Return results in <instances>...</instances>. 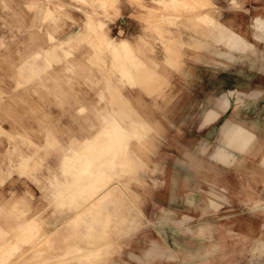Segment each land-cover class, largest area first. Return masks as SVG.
Instances as JSON below:
<instances>
[{
    "label": "rangeland",
    "instance_id": "rangeland-1",
    "mask_svg": "<svg viewBox=\"0 0 264 264\" xmlns=\"http://www.w3.org/2000/svg\"><path fill=\"white\" fill-rule=\"evenodd\" d=\"M130 1L147 9L144 0ZM156 1L159 12L170 13L174 22L157 16L142 18L164 55L157 46H132L130 52L141 63L130 68L133 80L121 81L120 60L127 57V50L117 49L121 59L114 66L115 50L106 40V35L127 37L125 30L115 27L121 13L119 0H0V264H100L116 247L125 245L133 230L162 224L158 219L163 196L152 195L163 182L161 176H166L164 160H173L166 153L168 147L180 144L169 136L171 106L164 104L171 80L179 75L170 71L179 68L180 44L171 28H177L183 17L196 18L206 26L211 17L197 14L212 16L213 8L210 0H197L195 6L187 0ZM97 35L103 36L100 42ZM83 101L86 109L76 106L84 109L80 114L74 106ZM97 105L102 109L96 115L91 109ZM131 106L151 124L150 135L144 137L147 129L139 130L136 122L122 121L127 128L123 141L109 149L100 145L89 150L94 156L91 171L60 169L67 143L80 146L79 137L101 133L90 132L93 118L101 117V123L106 116L131 118L130 111L122 110ZM72 174L81 176L79 180L88 177L86 185L81 186ZM71 175L76 181L73 187L67 186ZM113 187L118 193L124 190L117 203L128 218L116 213L108 224L105 215L98 226L81 227L78 214L99 204ZM69 191L88 199L68 215L63 205L74 204L76 196L64 203L57 200ZM258 198L246 207L255 217L246 220L252 231L234 234L237 243L246 241L236 248L243 264H264V201ZM129 201L139 210L134 215L126 204ZM225 208L242 209L226 206L218 213L224 215Z\"/></svg>",
    "mask_w": 264,
    "mask_h": 264
},
{
    "label": "crops",
    "instance_id": "crops-1",
    "mask_svg": "<svg viewBox=\"0 0 264 264\" xmlns=\"http://www.w3.org/2000/svg\"><path fill=\"white\" fill-rule=\"evenodd\" d=\"M144 1L147 9L133 3L135 1L119 0L121 13L115 27L125 30L127 37L106 35L109 46L115 50L114 66L121 59L117 49L127 50V57L120 60L121 81L133 80L129 77L130 68L141 63L140 58L130 52L132 46H157V52L164 55L162 45L142 17L157 16L160 20L174 22L170 13L159 12L156 0ZM187 1L195 2L194 6L198 2ZM210 3L212 16L197 14L202 18L211 17L206 26L196 18L183 17L177 28H171L180 44L179 68L170 71L179 75L171 80L170 95L166 94L164 104L171 106L169 136L177 138L180 144L167 149L166 153H170L173 160H164L166 176L157 172L163 182L157 185L158 192L152 196H163L158 219L163 222L144 224L133 230L125 245L116 247L100 264H243L241 257L237 258L236 248L246 241L243 238L237 243L234 234L252 231L246 220L255 217L246 209L247 203L251 205L254 197L264 201V0H210ZM86 24H90L89 19ZM97 37L100 42L103 36ZM98 42L93 45L97 46ZM86 101L92 107L93 99ZM79 105L87 107L86 102H77L75 110ZM98 107L91 109L96 115L102 109ZM122 110L130 111L133 117H119L116 109L118 117L106 116L104 123L101 117L93 118L90 132L101 133L91 138L79 137L80 146L67 143L60 169H73L74 163L77 165L74 169L82 170L83 165L85 169L94 161L89 150L92 152L100 145L109 149L123 141L127 128L122 121L136 122L139 130L147 129L144 137L150 135L152 126L142 113L132 106ZM76 111L85 112L83 108ZM73 176L75 180L81 178ZM87 179L82 178L81 186L86 185ZM73 180L74 177H69L67 186L74 185ZM118 190L119 193L113 187L111 194L102 197L99 204L78 214L82 217L80 221L76 218L79 225L85 229L96 227L106 216L109 224L110 216L116 213L127 219V213H123L117 203L123 189ZM72 194L69 191L57 200L64 203L76 196L74 204L71 201V205H63L68 215L88 199L75 192ZM126 204L132 207L131 215L139 211L133 202ZM236 205L241 211L229 212L225 208L224 215L218 213L220 207ZM225 215L228 216L224 221ZM67 220L69 222L70 218Z\"/></svg>",
    "mask_w": 264,
    "mask_h": 264
},
{
    "label": "bare ground",
    "instance_id": "bare-ground-1",
    "mask_svg": "<svg viewBox=\"0 0 264 264\" xmlns=\"http://www.w3.org/2000/svg\"><path fill=\"white\" fill-rule=\"evenodd\" d=\"M238 6V5H237ZM98 138V137H97ZM89 141V140H88ZM91 144V146L93 145L92 143H90ZM123 157V156H122ZM92 159V158H91ZM75 165H74V167L75 166H77L76 165V163H74ZM87 165V164H86ZM85 165V166H86ZM79 166H80V164H79ZM78 166V167H79ZM84 166V165H83ZM82 166V168L84 169V167ZM90 166H92V164L90 165V164H88L86 167H85V170H89V168H90ZM93 168V167H92ZM74 169V168H73ZM75 171H80V169H78V168H76V169H74ZM92 169H90L89 171H91ZM81 172V171H80ZM79 172V173H80ZM83 173H85L84 171H83ZM72 176V175H71ZM82 176H83V174H82ZM73 177V176H72ZM81 177V176H80ZM82 180V179H81ZM81 180H78V181H81ZM84 181V180H83ZM82 182V181H81ZM78 184V183H77ZM82 184H84V183H82ZM76 185V184H75ZM71 187V186H70ZM73 187V186H72ZM74 189V188H73ZM76 189V188H75ZM78 189V188H77ZM68 190H70V189H68ZM79 190V189H78ZM77 191V190H76ZM80 191H81V189H80ZM258 209V208H257ZM35 226V225H34ZM176 226V225H175Z\"/></svg>",
    "mask_w": 264,
    "mask_h": 264
}]
</instances>
